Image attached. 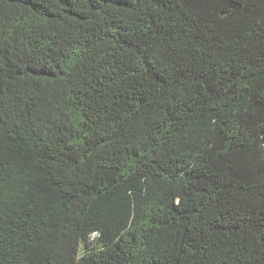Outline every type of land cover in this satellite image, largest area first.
Segmentation results:
<instances>
[{
	"label": "trees",
	"instance_id": "16d2710c",
	"mask_svg": "<svg viewBox=\"0 0 264 264\" xmlns=\"http://www.w3.org/2000/svg\"><path fill=\"white\" fill-rule=\"evenodd\" d=\"M0 264H264V0H0Z\"/></svg>",
	"mask_w": 264,
	"mask_h": 264
}]
</instances>
